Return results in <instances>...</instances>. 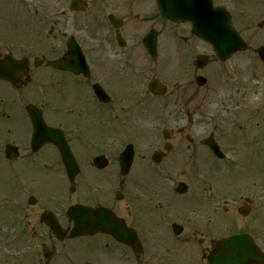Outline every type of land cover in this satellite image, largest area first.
I'll return each instance as SVG.
<instances>
[{"label": "flooded vegetation", "instance_id": "1", "mask_svg": "<svg viewBox=\"0 0 264 264\" xmlns=\"http://www.w3.org/2000/svg\"><path fill=\"white\" fill-rule=\"evenodd\" d=\"M220 1L230 12L240 34L246 36L249 46L248 43L264 28V0ZM17 13L24 19V25L19 29H0V58L12 56L27 63L28 70L18 87L30 84L32 88L47 91L45 104L39 106L43 114L44 109L50 107L49 112L60 119L70 150L74 156L83 159V165L87 164V174L80 166L77 175L83 189L97 188L98 199L107 200L109 209L121 214L126 211L136 241L126 246L107 234L96 233L85 237L91 241L89 244L87 241L78 244L79 239L70 238L69 231L62 239H57L54 232L40 222L39 213L32 216L35 222L28 231L33 242L31 251L12 257L15 261L4 257V264H59L60 261L62 264H119L122 262L120 257L127 258L128 254L134 260L130 258L129 264H209L206 257L216 240L211 219L206 218L214 214L213 200L219 197L217 183L187 181L185 192L179 195L175 192L179 181L169 186L162 181L161 186L150 193L144 189L130 199L127 194L130 195L133 182L127 181L129 172L123 177L116 173L109 182L101 177L102 169L94 166L93 158L106 156L107 150L116 169L118 153L108 146L111 139L103 132L105 126L109 120H118V110L124 112L126 108V113H129L128 109L137 110V114L148 113L152 102H157L162 110L166 106L171 108L168 116L157 121L161 131L166 130L167 138L159 142L157 151H165L166 146L170 148L159 163L174 160L171 153L179 149L176 140L181 137L177 139L168 128L184 120L195 131V128H207V135L214 140L237 126L244 138L245 128L242 130L243 127L238 125L241 122L238 115L243 110L241 93L248 89L246 53L237 52L221 60L209 44L191 33L188 23L164 18L156 0H96L91 8L81 12L68 11L69 15L63 10L55 11L52 6L46 15L48 40L41 44L42 48L36 45L41 33L38 22L33 20L38 18L37 11L32 5H21ZM152 37L156 45L155 57H151L145 45ZM72 44L80 49L87 69L60 70L47 64L63 55L70 56ZM200 57L205 58V62L197 66ZM67 62L70 67L77 65L74 59ZM258 66L262 68L260 64ZM41 68L48 70L46 77H36ZM198 77H201L199 81ZM122 119L130 121L129 116ZM137 120L144 125L146 117H137ZM185 129H178V135ZM184 138L188 141L185 148L190 151L186 160L191 167L197 168L199 158L195 154V139L189 134ZM45 147L57 154L49 144L41 146L35 154ZM106 159L109 166L110 160ZM163 166L161 172L172 171L169 165ZM106 185L111 187L102 188ZM242 192L240 208L247 214L241 217L254 221L257 226L263 216L253 196L257 189L244 187ZM206 193L212 201L205 197ZM198 195L208 202L197 208L194 202ZM118 196L129 199L126 210L118 204ZM185 196L187 203H180ZM40 207H43L40 212L46 210L44 202L38 205ZM238 209L235 210L238 212ZM26 211L29 214L30 210ZM174 223L181 227L178 234L174 233ZM241 233H248L264 249L263 229L243 230L237 234ZM191 253L198 259H192ZM255 264H264V261Z\"/></svg>", "mask_w": 264, "mask_h": 264}, {"label": "rangeland", "instance_id": "2", "mask_svg": "<svg viewBox=\"0 0 264 264\" xmlns=\"http://www.w3.org/2000/svg\"><path fill=\"white\" fill-rule=\"evenodd\" d=\"M12 1V2H11ZM0 0V21L6 20V21H12L15 19L14 16V12H15V5L14 0ZM34 1H38V5L40 6L41 3L44 5L41 10L44 11V9L47 6H50L51 1L52 0H34ZM57 2L61 3L63 2V0H54L53 4ZM92 2V1H91ZM49 4V5H48ZM55 4V5H56ZM16 25H22L20 23H17ZM1 29V27H0ZM38 47H41L40 45L37 44ZM48 74V70L46 68H41L37 71L36 73V77H46ZM247 74V71H246ZM247 81H249V77L247 74ZM42 90L40 89V87L38 88H32L29 85L25 86L22 89H14L12 87H10L8 84L4 83V82H0V99L3 101V103L5 102H9V107L12 108L13 110V117L11 118L10 114H6L4 116L0 115V138L1 137H8L10 135H12V137L14 139H25V134L27 133V124L24 121L22 114L20 112L19 109H21V100L26 99V98H37L38 94L41 93ZM247 94V93H246ZM248 94L246 96V106H248V103L250 101V97L248 98ZM24 103V102H23ZM19 106V108H18ZM248 108V107H247ZM249 110V109H248ZM262 108L258 109V111H261ZM47 119L49 121H53L54 116L52 114H46ZM249 114L245 113V118H243L242 120H245L246 118H248ZM25 117V116H24ZM110 126L117 131V125L114 123H110ZM7 132H10L11 134H8ZM230 134H226L225 137L223 139L220 140V143L222 145V148L225 149L226 151H228V154L230 156V163L234 164L235 169H227L228 167L226 166V164H223V162H220L222 166H224L226 169L223 171L221 170L220 173L218 175L224 176L225 173L229 174V179L230 180H248L249 178L255 176V175H260L261 173H264V151H259V150H255L254 151V157L255 160L252 162V164H249L247 166V169L245 171L239 172V165L241 164V157H242V152L244 150H246V148H244L241 144V141L237 140L238 136L236 137V135L234 136H229ZM229 138H235L236 140H231ZM138 150H140V145L137 143L136 144ZM44 154H41L40 157H48V158H55L54 154H51L49 151L44 152ZM27 159L25 156V152L22 153V155L19 157V159L16 160V162L14 161V163H12L11 165H15L16 168V175H12V173H10V166L6 164L5 161H2L0 159V189L2 187H8L10 186L13 181H15L16 177H24V176H31L32 179L34 180L35 184L37 186L40 187L41 191L43 193L47 192V191H53L58 192L60 190H62L63 188H61L60 185H58L57 188L55 189H50L53 188L52 185H50L51 183H57V178L54 175H51L52 172L49 173H43V172H38L35 173L34 172V168L32 166V162L30 160H24ZM175 167L177 168H182L183 165H180V163L178 165H176ZM138 168V167H137ZM205 170V168H203ZM140 169L138 168L136 171H139ZM219 170V169H218ZM228 170V171H226ZM233 172H236L233 174ZM200 174V173H199ZM203 174V173H202ZM142 175H146V173H143ZM233 175V176H232ZM136 176L138 178V180H141L139 178V174L136 173ZM228 179V180H229ZM146 180H151L150 176L148 175ZM64 191V189H63ZM61 191V192H63ZM1 196H2V192H0V200H1ZM76 199L79 198V196L75 197ZM82 200V199H81ZM2 206L1 201H0V207ZM232 227V226H231ZM236 228H239L238 225H235ZM262 227L264 228V219L262 222ZM234 227H232V231H236L238 229H236ZM3 238V237H2ZM6 249H12L15 250L17 246H15V242L13 241V239L10 238H6Z\"/></svg>", "mask_w": 264, "mask_h": 264}, {"label": "water", "instance_id": "3", "mask_svg": "<svg viewBox=\"0 0 264 264\" xmlns=\"http://www.w3.org/2000/svg\"><path fill=\"white\" fill-rule=\"evenodd\" d=\"M160 4L166 5V7L161 5L162 12L166 17L173 20L191 21L193 32L213 41L219 53H230L240 45L235 33L230 28L227 17L220 13V9H213L210 0H161ZM11 67V63L7 60L0 62V76ZM29 115L37 135L41 132L49 133V130L41 123L38 113L32 111L29 112ZM61 155L65 162L70 160V156L64 149H61ZM71 214L75 223L74 230L77 233L90 227H95V224L83 211L74 209ZM95 222L106 224L104 227H108L107 229H119V232L125 230L115 220L111 221L114 224H108L110 220L105 214H99ZM118 237L121 238V235H118ZM251 257L249 250L243 247L241 241L231 239V241H221L217 245V252L209 259L216 264H235L238 261L249 260Z\"/></svg>", "mask_w": 264, "mask_h": 264}]
</instances>
